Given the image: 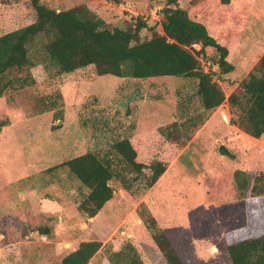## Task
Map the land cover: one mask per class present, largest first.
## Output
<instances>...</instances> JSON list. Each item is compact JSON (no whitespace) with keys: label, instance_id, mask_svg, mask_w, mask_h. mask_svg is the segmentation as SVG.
Here are the masks:
<instances>
[{"label":"rangeland","instance_id":"374dc122","mask_svg":"<svg viewBox=\"0 0 264 264\" xmlns=\"http://www.w3.org/2000/svg\"><path fill=\"white\" fill-rule=\"evenodd\" d=\"M118 1L39 0L54 10L85 6L109 29L130 28L139 20L145 26L138 41L162 34L164 0ZM193 2L177 0V5L188 8ZM245 4L239 8L244 13L239 23L244 20L229 58L232 70L219 73L210 48L196 54L198 66L210 73L224 100L205 111L192 132L182 129L185 145L150 187L138 181L127 192L109 182L112 196L92 220L76 209L86 189L63 170L53 176L51 168L87 151L101 152L109 141L128 134L144 132L150 138L155 128L177 120L178 100L191 103L186 96L193 94L196 79L97 75L91 64L57 73L33 63L8 73L25 76L27 83L0 96V120L7 122L0 128V264H60L70 248L91 239L105 245L86 264H110L105 248L116 250L124 240L136 246L143 264H163L137 214L140 203L163 227L182 264H231L229 241L264 236V135L252 138L235 130L228 120L236 114L226 100L239 92V81L264 52V0ZM34 19L29 0H0V34ZM44 41L39 37L29 51L40 53ZM192 102L196 106L198 100ZM219 144L233 157L218 154ZM222 176L233 182L235 196L205 201L203 191ZM251 184L258 190L255 195H249ZM55 201L68 204L54 209ZM37 226H47L48 233L39 235Z\"/></svg>","mask_w":264,"mask_h":264},{"label":"trees","instance_id":"16d2710c","mask_svg":"<svg viewBox=\"0 0 264 264\" xmlns=\"http://www.w3.org/2000/svg\"><path fill=\"white\" fill-rule=\"evenodd\" d=\"M193 1L190 7L181 8L177 0H164L160 22L162 34L155 33L142 41L137 40V35L145 25L139 20L130 28L109 29L85 6L54 10L39 0H29L35 11L32 22L0 34V96L27 83L25 76L9 77L8 73L33 63H42L44 68H54L57 73L91 64L97 75L137 79L171 75L196 79L193 94L186 96L191 103L178 100L177 120L155 128L147 135L150 138H146L144 132L128 134L109 141L101 152L87 151L51 168L53 176L57 175V170H63L86 189L76 204L78 213L85 218L95 216L111 198V181H116L127 192L132 191L138 181L143 187L154 184L176 156L178 148L185 145L182 129L192 132L205 119L204 112L213 110L224 100L221 88L210 73L198 66L196 54L203 48H210L216 53L214 64L218 72H230L229 58L244 20L242 18L239 23L243 13L239 8L251 0ZM39 37H45L42 51L30 52ZM193 44L199 48L194 50ZM238 86L239 92L233 91L226 97L230 112L236 114L228 121L248 136L258 138L264 135V52ZM194 98L198 100L196 106L192 102ZM6 123V120H0V128ZM224 177L212 180L206 187L203 191L205 201H226L235 196L233 182ZM248 192L255 195L258 190L251 184ZM67 204L66 201H55L54 209ZM137 214L163 264H182L143 203L139 204ZM35 230L39 235H45L49 228L37 226ZM103 245L95 239L80 240L60 259V264H86ZM225 247L231 264H264L263 235L235 239ZM105 253L110 264H143L139 251L129 240H124L116 250L106 247Z\"/></svg>","mask_w":264,"mask_h":264},{"label":"water","instance_id":"95a60500","mask_svg":"<svg viewBox=\"0 0 264 264\" xmlns=\"http://www.w3.org/2000/svg\"><path fill=\"white\" fill-rule=\"evenodd\" d=\"M217 152H218V154H221V155L228 157V158L233 157L232 154L230 153V151L223 144L218 145ZM263 202H264V200H263Z\"/></svg>","mask_w":264,"mask_h":264},{"label":"crops","instance_id":"0c3cea01","mask_svg":"<svg viewBox=\"0 0 264 264\" xmlns=\"http://www.w3.org/2000/svg\"><path fill=\"white\" fill-rule=\"evenodd\" d=\"M233 128H234L235 130L239 131L240 133H242L243 135H247V134L243 133L240 129H238V128H237L236 126H234V125H233ZM249 137H250V136H249ZM217 147H218V146H217ZM163 173H165V171H164ZM163 173H162V174H163ZM162 174H161V175H162ZM161 175H160V176H161ZM160 176H159V177H160ZM158 191H159V190H158ZM149 207H150V209H152L151 206H149ZM90 218H91V220H92V217H90ZM161 228H162V230H163V227H161ZM67 240H68V239H67ZM67 240H66V241H67ZM69 241H70V240H69ZM76 245H77V244H76ZM76 245L73 246L72 248H70L68 251L73 250V249L76 247ZM63 252H64V251H63ZM63 252H62V253H63Z\"/></svg>","mask_w":264,"mask_h":264}]
</instances>
